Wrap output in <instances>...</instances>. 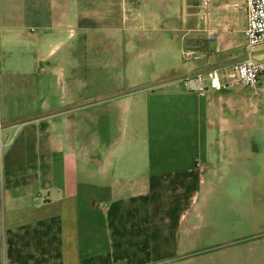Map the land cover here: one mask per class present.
<instances>
[{
  "label": "crops",
  "instance_id": "1",
  "mask_svg": "<svg viewBox=\"0 0 264 264\" xmlns=\"http://www.w3.org/2000/svg\"><path fill=\"white\" fill-rule=\"evenodd\" d=\"M198 4L0 0V264H264L263 218L230 228L225 191L264 132L184 83L247 54Z\"/></svg>",
  "mask_w": 264,
  "mask_h": 264
},
{
  "label": "rangeland",
  "instance_id": "2",
  "mask_svg": "<svg viewBox=\"0 0 264 264\" xmlns=\"http://www.w3.org/2000/svg\"><path fill=\"white\" fill-rule=\"evenodd\" d=\"M218 1L230 3L226 12L227 17L220 16L219 14L216 15L214 13V8L218 5ZM235 2L236 0H209L208 7H205L203 0H199L198 7L202 26H208V21L217 23L220 19L226 21L231 20V30L228 35L234 43V46H237V48H235L236 54L242 55L247 54V48L244 45H240V43L244 42V35L238 29L240 28L241 21L242 25L246 22V16L243 4L235 6ZM204 13H206V15H204ZM263 53L264 45L253 50L254 58H259ZM219 92H223L227 97L225 101L227 111H229L230 106H232V109H235L233 117L235 119V124L238 127L242 125V119L240 117H242V115H248L250 117L247 122L248 130H251L254 126H258L264 132V91L256 94L254 93V88L235 85L230 87L228 90ZM84 100L99 101L100 89L98 88L86 92ZM256 109L259 110L258 113L254 112ZM243 125H245V122ZM255 146L259 147L260 142H256ZM237 148L239 147H235L236 151L230 160L231 167L233 168V183L225 190L226 193L233 198L231 204L233 209V219L231 223L233 225H230V228L231 226L236 228V226L240 225H236V223L242 222L244 225L248 223V225L252 226L253 221L251 220V216L253 214H258L259 220L260 218H263L260 220L263 222V225L259 226V228L264 230V151L258 152L256 149H250L249 151H243V153H241L240 149ZM240 175L245 179H248L247 184H234V179ZM219 195L220 194L218 192L217 196ZM236 198H240L244 201V206L240 209L235 207L237 205V202L234 201ZM240 215L247 216V218L250 219L248 221L243 220L241 222L239 219ZM263 239L264 237L259 238L260 241Z\"/></svg>",
  "mask_w": 264,
  "mask_h": 264
},
{
  "label": "built area",
  "instance_id": "3",
  "mask_svg": "<svg viewBox=\"0 0 264 264\" xmlns=\"http://www.w3.org/2000/svg\"><path fill=\"white\" fill-rule=\"evenodd\" d=\"M247 8V56L223 68L187 76L184 83L190 90L205 93L209 89L225 91L235 85L258 88L264 84V53L254 58L253 50L264 45V0H245ZM208 7L209 0H203ZM206 15V13H204ZM198 166H202L199 162Z\"/></svg>",
  "mask_w": 264,
  "mask_h": 264
}]
</instances>
